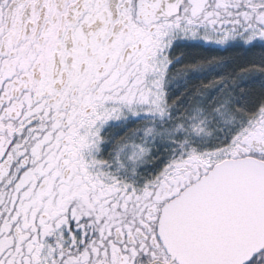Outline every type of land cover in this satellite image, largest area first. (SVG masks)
<instances>
[{"label": "snow or ice", "instance_id": "obj_1", "mask_svg": "<svg viewBox=\"0 0 264 264\" xmlns=\"http://www.w3.org/2000/svg\"><path fill=\"white\" fill-rule=\"evenodd\" d=\"M0 264H264V0H0Z\"/></svg>", "mask_w": 264, "mask_h": 264}]
</instances>
